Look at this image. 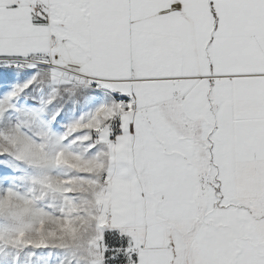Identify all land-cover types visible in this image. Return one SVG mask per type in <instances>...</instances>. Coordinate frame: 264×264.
Returning <instances> with one entry per match:
<instances>
[{"label":"snow or ice","instance_id":"obj_1","mask_svg":"<svg viewBox=\"0 0 264 264\" xmlns=\"http://www.w3.org/2000/svg\"><path fill=\"white\" fill-rule=\"evenodd\" d=\"M0 264H264V0H0Z\"/></svg>","mask_w":264,"mask_h":264}]
</instances>
